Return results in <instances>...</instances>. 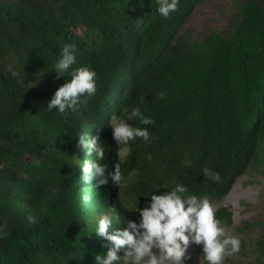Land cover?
<instances>
[{
  "label": "trees",
  "instance_id": "1",
  "mask_svg": "<svg viewBox=\"0 0 264 264\" xmlns=\"http://www.w3.org/2000/svg\"><path fill=\"white\" fill-rule=\"evenodd\" d=\"M35 1L38 9L27 0L0 6V169L36 173L46 184L25 193L0 192V202L33 217L22 225L0 220V264H92L94 254L104 251L92 231L113 204L114 187L97 189L96 177L81 179L78 163L89 157L76 147V136L98 133L105 144L102 163L111 168L117 161L109 120L120 110L139 107L154 121L143 126L133 119L132 126L148 128L150 142L129 144L123 173L150 166L166 175L129 184L128 196L141 201L176 183L197 196H225L264 126V0H248L229 33L201 46V55L176 42L199 0H180L167 19L157 14L156 0ZM64 43L76 45L73 67L96 72L97 92L76 111L58 114L45 109L68 79L52 69ZM29 116L47 125L53 138L43 137L35 121L27 129ZM60 161L71 168L62 169ZM203 168L218 172L221 181L207 179ZM61 172L63 180L52 184ZM118 212L121 221L123 215L132 218ZM215 215L229 222L224 209ZM84 220L91 227L74 244L70 236Z\"/></svg>",
  "mask_w": 264,
  "mask_h": 264
},
{
  "label": "clouds",
  "instance_id": "2",
  "mask_svg": "<svg viewBox=\"0 0 264 264\" xmlns=\"http://www.w3.org/2000/svg\"><path fill=\"white\" fill-rule=\"evenodd\" d=\"M180 0H156L157 14L167 19L175 12ZM77 48L74 43H64L59 56L52 65L57 78L67 74L68 79L56 88L50 97L45 111L55 110L58 114L74 112L91 99L97 92V74L88 66L76 65ZM159 99L165 98V92L156 93ZM128 119H135L140 125L153 124L150 116L144 115L139 107H132ZM111 136L116 144L128 145L140 139L150 142L147 127L132 126L124 120L110 122ZM155 139V137H152ZM76 147L89 157L79 167L84 182L96 177L97 189L112 186L118 189L129 186V180L122 172L119 163H102L105 160V144L99 134L80 132L76 136ZM203 175L215 182L221 181L220 174L208 168L202 169ZM157 190L146 195L143 205L135 197V203L129 205L135 218H126L118 212L115 203L108 204L107 213L100 214L95 220L92 234L99 238L104 251L94 254V264H186L191 260L190 245L198 246L202 256L199 264H223L228 256L239 254V237L226 233L225 227L216 217L215 206L205 196L189 192L186 185L176 183L165 191ZM88 197H82L87 203ZM33 222L31 215L27 216ZM122 223V226H117ZM115 226V227H114ZM4 225L0 224V233Z\"/></svg>",
  "mask_w": 264,
  "mask_h": 264
},
{
  "label": "rangeland",
  "instance_id": "3",
  "mask_svg": "<svg viewBox=\"0 0 264 264\" xmlns=\"http://www.w3.org/2000/svg\"><path fill=\"white\" fill-rule=\"evenodd\" d=\"M23 1L25 2V0H0V6H22L24 4ZM27 1L35 9L39 8L37 7L39 2L35 0ZM247 1L199 0L180 26L176 42L188 50H196L195 54L201 55L203 53L201 46H205L215 37H222L229 33L227 31L237 21L239 12ZM128 113V110H120L110 118L109 123L124 120L132 125L133 119H128ZM33 121L41 128L43 137L45 136L46 139L53 138L51 132L47 130L48 126L40 123V119L36 116L27 117L25 122L27 129H30L28 126L31 127ZM44 132H47L48 135L44 134ZM112 143L116 161L121 164L129 154V144H116L113 139ZM57 165L62 169L71 168L70 164L64 161L57 162ZM2 169L3 167L0 169V192L25 193L26 191H34L40 182L46 184L39 177V174L14 170L5 173ZM121 172L128 178L129 184L153 181L155 175L156 177L157 175L161 178L163 177L165 180L164 177L166 176L163 170L157 174V171L150 166L144 167L143 170L134 169L127 174H124L122 169ZM62 174V172L58 173L54 177L52 184L57 185V183H60L65 177ZM154 183L158 185L162 181L156 179ZM113 189V203H115L117 210L126 212L129 216L135 218L136 213L128 212L131 210L129 205L135 203V199L125 193V188L118 189L114 187ZM207 198L215 206V214L222 209L229 214V222L222 216L220 219L221 224L225 227L226 233L239 237L241 241L240 253L226 257L223 264H264V126L255 137L252 156L247 163L246 169L236 178L229 192L221 198ZM144 201L145 199L140 201L141 206ZM0 220L11 222L15 225H22L27 220V217L23 213L17 212L8 203L1 201ZM90 222V220H84L80 223L77 230L72 232L70 239L74 244L79 243L82 237L88 233V227H91ZM188 251L191 254V260L186 262V264H199V259L202 256L199 247L190 245ZM201 264H203V261H201Z\"/></svg>",
  "mask_w": 264,
  "mask_h": 264
}]
</instances>
